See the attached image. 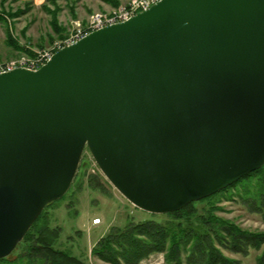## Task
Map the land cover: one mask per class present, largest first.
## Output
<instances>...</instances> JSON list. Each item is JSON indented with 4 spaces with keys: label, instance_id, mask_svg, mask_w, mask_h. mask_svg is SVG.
I'll use <instances>...</instances> for the list:
<instances>
[{
    "label": "water",
    "instance_id": "water-1",
    "mask_svg": "<svg viewBox=\"0 0 264 264\" xmlns=\"http://www.w3.org/2000/svg\"><path fill=\"white\" fill-rule=\"evenodd\" d=\"M87 148L162 214L264 163V0H159L0 73V258L69 189Z\"/></svg>",
    "mask_w": 264,
    "mask_h": 264
},
{
    "label": "trees",
    "instance_id": "trees-1",
    "mask_svg": "<svg viewBox=\"0 0 264 264\" xmlns=\"http://www.w3.org/2000/svg\"><path fill=\"white\" fill-rule=\"evenodd\" d=\"M56 1L44 0L41 7L50 12L48 6L57 5ZM56 8L51 11V26L59 33L62 29L57 27ZM7 43L15 50L28 51L11 37ZM82 166L80 162L78 172ZM64 195L44 206L13 251L0 258V264H88L70 250L56 246L61 228L50 225L48 209ZM223 199L238 202L250 212L264 216V163L225 188L164 213L168 216L165 221L148 219L111 227L97 239L90 254L110 264H138L153 253H163L166 264H239L238 259L223 251L247 255L251 248L260 250L256 264H264V231L244 229L216 215ZM199 204L205 206L199 210Z\"/></svg>",
    "mask_w": 264,
    "mask_h": 264
},
{
    "label": "rangeland",
    "instance_id": "rangeland-1",
    "mask_svg": "<svg viewBox=\"0 0 264 264\" xmlns=\"http://www.w3.org/2000/svg\"><path fill=\"white\" fill-rule=\"evenodd\" d=\"M116 1L118 3L113 5L105 0H57V27L62 29L58 33L51 26V11L55 6H48L51 10L49 12L41 7V3L32 0H0V63L20 56L32 57L37 50L50 48L64 40L77 26L79 28L90 24L94 14H101V18L109 17L112 10L130 2ZM8 37L28 51L15 50L13 45L7 43ZM80 162L82 169L78 172V165L64 197L55 201L48 209L50 225L61 228L56 246L70 250L88 264H110L92 256L90 251L97 239L111 227L148 219L162 222L167 220L168 216L164 213H149L130 203L106 179L88 149H84ZM91 176H94L92 181L89 179ZM218 205L221 209L216 211V215L232 220L241 228L264 231L263 215L252 213L233 200L223 199ZM197 206L200 210L205 205ZM97 218L101 222L95 224L94 220ZM223 253L238 259L239 264H256L260 250L250 248L247 255L234 254L227 250ZM138 264L166 262L163 253H153Z\"/></svg>",
    "mask_w": 264,
    "mask_h": 264
},
{
    "label": "built area",
    "instance_id": "built-area-1",
    "mask_svg": "<svg viewBox=\"0 0 264 264\" xmlns=\"http://www.w3.org/2000/svg\"><path fill=\"white\" fill-rule=\"evenodd\" d=\"M158 1L159 0H130L126 6L112 10V12L108 15L109 17L101 18V14H94L92 16L93 20L90 22V24L79 28L77 26L74 30H72L68 37L60 42L55 43L50 48L37 50L34 52V56L32 57L20 56L7 62L0 63V73L7 72L15 68L36 70L45 64L57 49L78 41L94 30L126 21L134 16L137 12L148 9L151 5ZM100 222L101 220L98 218L94 220L95 224Z\"/></svg>",
    "mask_w": 264,
    "mask_h": 264
},
{
    "label": "crops",
    "instance_id": "crops-1",
    "mask_svg": "<svg viewBox=\"0 0 264 264\" xmlns=\"http://www.w3.org/2000/svg\"><path fill=\"white\" fill-rule=\"evenodd\" d=\"M34 2H37V3H42L44 0H32Z\"/></svg>",
    "mask_w": 264,
    "mask_h": 264
}]
</instances>
